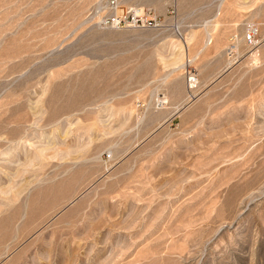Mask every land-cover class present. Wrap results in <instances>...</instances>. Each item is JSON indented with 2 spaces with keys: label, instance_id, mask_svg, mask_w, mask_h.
I'll return each mask as SVG.
<instances>
[{
  "label": "rangeland",
  "instance_id": "obj_1",
  "mask_svg": "<svg viewBox=\"0 0 264 264\" xmlns=\"http://www.w3.org/2000/svg\"><path fill=\"white\" fill-rule=\"evenodd\" d=\"M123 5L0 0V264H264V0Z\"/></svg>",
  "mask_w": 264,
  "mask_h": 264
},
{
  "label": "built area",
  "instance_id": "obj_2",
  "mask_svg": "<svg viewBox=\"0 0 264 264\" xmlns=\"http://www.w3.org/2000/svg\"><path fill=\"white\" fill-rule=\"evenodd\" d=\"M104 4L107 6V8H111L114 10H119L123 8V3H125V0H103ZM130 10H134L135 8L133 6L128 7ZM122 10V9H121ZM150 19L147 17H141L140 15H137L135 13H128L124 15H116L111 18L112 23L119 24L121 22L125 23H137L140 22L141 24L148 23L149 25L152 24ZM258 34V28L251 24L248 26L247 30L242 34V41L247 46H254L256 44V37Z\"/></svg>",
  "mask_w": 264,
  "mask_h": 264
}]
</instances>
